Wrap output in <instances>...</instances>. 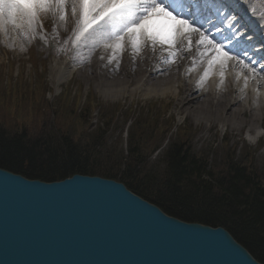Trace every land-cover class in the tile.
Returning a JSON list of instances; mask_svg holds the SVG:
<instances>
[{
  "label": "water",
  "instance_id": "95a60500",
  "mask_svg": "<svg viewBox=\"0 0 264 264\" xmlns=\"http://www.w3.org/2000/svg\"><path fill=\"white\" fill-rule=\"evenodd\" d=\"M0 264H264L222 226L185 221L123 182L0 167Z\"/></svg>",
  "mask_w": 264,
  "mask_h": 264
},
{
  "label": "trees",
  "instance_id": "16d2710c",
  "mask_svg": "<svg viewBox=\"0 0 264 264\" xmlns=\"http://www.w3.org/2000/svg\"><path fill=\"white\" fill-rule=\"evenodd\" d=\"M45 51L44 61L50 54ZM21 89L7 87L9 92ZM39 89L44 96L47 87ZM56 125L59 120L50 118L45 129L30 135L27 128L17 130L0 119V167L44 181L76 173L117 179L170 215L226 228L264 262V169H254L253 160L232 161L196 151L191 135L187 138L188 131H183L168 146L162 166H150L160 135V129L153 131L155 124H150L151 131L146 123L131 124L127 150L118 152L100 147L107 144L101 126L89 131L87 122L88 131L77 138L61 125V131L55 130Z\"/></svg>",
  "mask_w": 264,
  "mask_h": 264
},
{
  "label": "rangeland",
  "instance_id": "374dc122",
  "mask_svg": "<svg viewBox=\"0 0 264 264\" xmlns=\"http://www.w3.org/2000/svg\"><path fill=\"white\" fill-rule=\"evenodd\" d=\"M55 24V18L48 16L43 18L42 29H37L47 38L46 41L26 28L18 30L21 46L13 43L0 29V119L5 124H11L17 130L19 127L27 128L32 132L30 135H36V131L45 129L48 119H58L64 130L79 138L88 131V122L89 131L99 126L103 129L107 144L103 142L100 147H112L118 152L127 150L128 130L131 124L140 121L148 124V128L155 124L154 132L160 129L156 149L150 156V166L161 167L159 162L168 146L179 133L188 131L187 138L190 134L196 151H206L214 158L229 157L232 161L253 160L254 169H264V120L258 121L259 130H250L248 117H245L246 122L236 129L238 125L208 120L211 117L199 119L195 112L182 107L179 99L172 95L144 96L137 92L132 96L127 93L118 97L104 96L97 85L100 79L94 76V70L96 72L99 68L96 65L88 68L85 64L89 63L87 55H80L82 50L76 54L77 48L68 42L74 23H68L67 31L60 27L59 37H56ZM36 39L47 47L46 44L55 42L69 58L50 56L44 61L42 53L29 56V44ZM57 59L72 63L76 72L72 78L59 84L53 78L54 73L51 74V63ZM88 72L91 76H87ZM8 84L22 88V91L9 92ZM39 86L41 89L47 87L44 96H41ZM219 115L224 117L225 112L221 110ZM60 125H56L55 130L61 131Z\"/></svg>",
  "mask_w": 264,
  "mask_h": 264
},
{
  "label": "snow or ice",
  "instance_id": "6c2138e0",
  "mask_svg": "<svg viewBox=\"0 0 264 264\" xmlns=\"http://www.w3.org/2000/svg\"><path fill=\"white\" fill-rule=\"evenodd\" d=\"M191 3L195 4V0ZM225 7L227 5L220 0L216 13ZM198 12L199 8L193 12L181 0H0V29L7 20L46 41L47 38L37 32L43 27V18H55L56 37H59L58 29L63 27L67 31L71 17L74 27L68 42L77 49L91 46L110 50L109 62L119 59L128 48L136 55L145 48L152 51L159 48L168 54L165 62L171 64L177 62L182 52L195 47L201 61L211 54L202 82L217 64L221 66L223 77L228 62L239 57L210 38ZM234 23L242 24L243 20L237 16Z\"/></svg>",
  "mask_w": 264,
  "mask_h": 264
},
{
  "label": "bare ground",
  "instance_id": "6f19581e",
  "mask_svg": "<svg viewBox=\"0 0 264 264\" xmlns=\"http://www.w3.org/2000/svg\"><path fill=\"white\" fill-rule=\"evenodd\" d=\"M253 9L255 8L252 7V12L257 15L256 9L255 11ZM20 29L25 28L15 27L6 20L2 30L13 43L20 45L18 35ZM87 48H90L86 52V61L89 63L85 64L87 67L96 65L99 68L96 72L94 70V76L100 79L97 85L104 96L118 97L123 93L132 96L137 92L144 96L172 95L179 99L182 107L195 112L199 119L211 117L212 119L208 120L238 125L236 129L246 122L245 117H248L250 130H259V122L264 120V81L261 83L257 78H252V75L247 76L242 70L237 72L245 80L242 86L225 85L218 89L215 85L217 77L214 74L201 82L200 77L202 78L204 70L201 68L202 64H199L201 58L195 47L191 51L182 52L177 62L171 64L165 62L168 54L159 48L156 51L145 48L138 55L133 54L128 48L119 59L111 61L112 63L109 62L110 50L105 51L103 48L99 51V47L92 49L91 46ZM79 51L80 49H77V52ZM187 62L188 68H183ZM74 72V66L67 60H54L51 63V74L54 73L53 78L58 84L72 78ZM88 73L87 76H91V73ZM257 76L264 78L261 72ZM254 87L258 89L257 92L252 90ZM221 110L225 112L224 117L219 115ZM237 121L239 123L235 124Z\"/></svg>",
  "mask_w": 264,
  "mask_h": 264
}]
</instances>
